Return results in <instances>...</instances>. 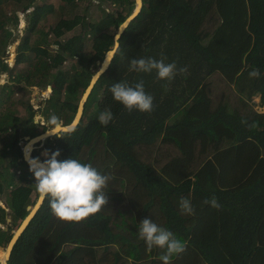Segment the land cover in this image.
<instances>
[{
	"label": "trees",
	"instance_id": "16d2710c",
	"mask_svg": "<svg viewBox=\"0 0 264 264\" xmlns=\"http://www.w3.org/2000/svg\"><path fill=\"white\" fill-rule=\"evenodd\" d=\"M20 1L0 0V7L15 10ZM83 1L60 0L59 7L73 11ZM99 1L116 8L104 11L91 30L93 40L85 52L82 33L62 37L78 25L85 26L82 14L62 17L42 32L37 25L48 12L34 5L27 12V32L15 50V62H27V68L16 72L1 56L10 36L7 19L16 24L17 12L11 17L0 13V71H9L16 81L4 84L0 91V199L4 203L0 205V248H6L27 207L40 195L27 162L21 159L19 142L25 135L32 138L47 130L46 124L34 121V110L22 122L15 116L8 107L13 88H21L20 83L25 89L63 85L65 101L61 103L60 92L53 89L46 100L51 107L47 112L59 120L67 110L62 125L72 122L78 99L94 73L90 67L113 49L118 28L135 4V0ZM33 2L28 0L22 10ZM141 2L139 12L119 35L107 69L91 88L75 131H60L41 145L49 157L59 151V160L91 163L108 175L104 189L108 204L94 216L69 225L56 220L43 199L13 244L6 264H163L162 250H148L138 239L143 219L167 228L185 243V250L173 255L171 264H264V112L247 103L223 104L236 85L247 97L258 94L259 105H264V0ZM51 32L54 54L47 47ZM32 33L39 36L33 44ZM161 56L177 65L170 83L157 81L155 73L128 71L133 58ZM65 59L71 61L68 71L52 70ZM253 70H259L258 78L249 76ZM141 80L153 97V110L129 114L109 89L120 81L135 85ZM106 109L114 119L103 126L98 117ZM37 151L33 150L32 159L38 158ZM212 197L218 208L204 203ZM182 198L191 201L194 214L181 212Z\"/></svg>",
	"mask_w": 264,
	"mask_h": 264
},
{
	"label": "clouds",
	"instance_id": "9594fccd",
	"mask_svg": "<svg viewBox=\"0 0 264 264\" xmlns=\"http://www.w3.org/2000/svg\"><path fill=\"white\" fill-rule=\"evenodd\" d=\"M167 57L133 58L129 61L128 71L152 74L155 73L157 81L171 82L177 74L175 62L166 63ZM187 69H180L181 72ZM259 70L249 73L250 77L258 78ZM167 85H165L166 87ZM113 100L123 105L131 114L134 110L141 113L153 110V97L147 94L144 81L129 85L127 82L113 83L109 89ZM99 123L107 126L113 119V113L106 109L101 112ZM50 124L57 127L61 122L56 116H52ZM65 132L75 131V127H66ZM41 162L38 158L31 159L29 171L35 178L34 187L40 193L42 199L49 204L50 214L59 222L79 223L94 216L108 204V196L104 189L107 188L110 177L101 174L91 163L69 158L59 160L60 152L56 151ZM205 204H211L218 208L219 204L215 197L205 200ZM180 210L183 214H194L191 201L186 198L180 200ZM138 239L145 242L148 250L158 248L163 254L159 259L163 264H171V258L175 254L185 250V243L177 239L167 228L160 226L150 219H143L138 225Z\"/></svg>",
	"mask_w": 264,
	"mask_h": 264
},
{
	"label": "rangeland",
	"instance_id": "374dc122",
	"mask_svg": "<svg viewBox=\"0 0 264 264\" xmlns=\"http://www.w3.org/2000/svg\"><path fill=\"white\" fill-rule=\"evenodd\" d=\"M27 1L28 0H21L19 4L15 5V10H12L10 8H5L4 6L0 7L1 8L0 13H2L3 15H9L11 17L13 15V12L16 11L17 16H18V20L16 24H14V22H12L11 20L7 19L6 28H8V30L10 31V36L7 42V46L4 47V51L1 56L6 59L8 67L12 68L14 72L19 71V70H24L25 68H27V64H28L27 62H22L19 64L15 62V54H16L15 50H16L17 45L19 44V42L21 41V39L27 32L26 28H28V23H29L27 21V12L30 11L34 5L36 4L42 5L45 11L48 12L46 17L41 19L40 24L37 25V29H40L42 32L48 30V26L49 27L54 26L59 21V19H61L62 17L71 18V16H73L74 13L82 14L85 17L84 19V21L86 22L85 26L78 25L72 30V32L65 33L62 37H70L71 34L82 33V35H84V38L81 41V49L84 50V52L89 48L93 40V38H91L92 37L91 30L95 28L99 20L103 17L104 11L111 12L115 10L114 8H116V6L113 5L112 3H106V2L100 3L99 0H84L81 3V5L73 9V11H70L69 6L68 7L66 6L64 9L63 8L60 9L59 7L60 0H34L32 5L27 10H22L23 6L27 3ZM135 6L136 4H134V9H135ZM32 35L33 36L30 39L31 44H33L34 41L37 39V37H39L38 33H32ZM53 38L54 37H53L52 32L48 33L47 41L49 42V45L47 47L50 49L49 54H54V52H56V47L54 46V44L51 43L53 41ZM28 54L29 56L33 55V53H28ZM70 62L71 61L69 59H65L59 64L57 68H54L52 70L57 71V69L59 68L63 72L68 71ZM99 65L100 63L99 64L96 63V67H94L93 65L90 67V70L94 72L93 74H95V72L99 70ZM14 72H12V74H15ZM10 77H11V74L9 71H2V72L0 71V91L4 84H12V83L16 84L15 83L16 81L11 79ZM20 85H21V88H13L14 91L12 92V97L8 101L9 103L8 107L11 108V110H13L15 116L18 119H20L21 122L25 119L26 115L31 112V110H34L33 116H32L34 121L35 122L39 121L43 124H46L47 130L52 129L55 125L50 124L51 117L49 116L48 113L50 112L49 110L51 107L48 106V103L46 100L48 99L50 92L53 89H55L56 91L58 90L61 94L59 96V101L61 103L64 102L65 101L64 99L66 97L65 95L66 91L63 88V85H56L54 83H50L48 84L50 85V88H51L50 91L47 90L48 85L47 87L38 86L36 88L28 87L27 89L24 88L23 83H20ZM81 97H79L78 99L79 100L77 102L78 105L81 100ZM53 107H56L57 109H59L58 108L59 105L57 106V104H55ZM77 110H78V107H77ZM64 112L61 114L60 119H59V121L61 122L60 125H62L63 122L67 120V117H68L67 110H65ZM262 112H264V108ZM28 137H31V136L25 135L23 137L24 139L20 141V142H23L24 153H25L26 143L29 142L27 140ZM44 140L38 141L37 143H39V145H35L37 144L35 142L32 146V150L30 154L32 156L33 150L37 149L38 150L36 152L37 157L41 162H43L46 159L45 154H48V151L41 146ZM0 147H1V143H0ZM0 205H4L1 199H0ZM4 249L5 247L0 248V263H3V261H5V257L3 253Z\"/></svg>",
	"mask_w": 264,
	"mask_h": 264
},
{
	"label": "water",
	"instance_id": "95a60500",
	"mask_svg": "<svg viewBox=\"0 0 264 264\" xmlns=\"http://www.w3.org/2000/svg\"><path fill=\"white\" fill-rule=\"evenodd\" d=\"M135 2H136V0H135ZM136 3H137V2H136ZM136 3H135V4H136ZM139 3H140V8H141V4H142L141 0L139 1ZM135 8H136V6H135ZM140 8L138 9L137 12H134V11H135V9H134L133 12L131 13V15H130L129 17H127V18L125 19V21L119 26L118 31H117V33H116V35H115V44H114L113 49H111V50H109V51H107V52L105 53V56H104V58H103V60H102L101 62H99V61L96 62L97 64L100 63V65H99V70H98L97 72H95V74L92 75L91 80H90V83H89L88 87L86 88L85 92L83 93V95L86 94V97H85V99H84V101H83V103H82V105H81L80 116H79V119L76 121V123H75L74 125H72V124H73V121H74V119H75V118H74V119L72 120L71 123H69V124H67V125H60L58 130H55V131L51 132L52 129H54V128L56 127V126H54L52 129L46 130L45 132L41 133L40 135L34 136V137H32V138L28 137V138H27L28 141H30V140H32V139H36V140L34 141V143H35V142L37 143L38 141H42V140H44L45 138H47V137H49V136H51V135H53V134L59 133L60 131H64V129H65L66 127H71V126H74V127H75V126L77 125V123H78L79 120H80V117H81L82 111H83V105H84V102H85V100H86V98H87V96H88V94H89L91 88L93 87V85H94V83L96 82L97 78H98V77H99V76H100V75H101V74L107 69V67H108V65H109V63H110V60H111V58H112L113 55H114V52H115V50H116V48H117V46H118L117 39L119 38V35H120L121 32L123 31V29L128 25V23L130 22V20H131V19H132V18H133L138 12H139ZM126 21H127V22H126ZM125 22H126V23H125ZM124 23H125V25L123 26V28H122L121 30H119L120 27H121ZM110 52H111L110 59L108 60V63H107V65H106V67L103 68L102 71H100L101 68H102V66H103V62L105 61L107 55H108ZM96 75H97V76H96ZM94 76H96L95 79H94ZM47 88H48V89H47L48 91L51 90L50 85H48ZM83 95H82V97H83ZM82 97H81V99H82ZM80 104H81V100H80V102H79L77 112L79 111ZM76 115H77V113H76ZM76 115H75V117H76ZM46 133H48V134H46ZM42 135H44V136L41 137ZM34 143H33V144H34ZM22 144H23V142H19V145L22 146V158H21V159L25 160V161L27 162L28 166H29L28 160L26 159L25 154H24V149H23V145H22ZM31 157H32V156H31ZM32 158H34V157H32ZM40 196H41V195H39V197H38L36 203H35L33 206H28V207H27L28 210H29L28 213H27V215L24 217V219H23V221L21 222L20 226H19V227L13 232L12 237H11L9 243L7 244L6 248L4 249V250H8V256H7L6 260H5V264L7 263V260H8V258H9V255H10V252H11V249H12L13 244L15 243V241L17 240V238L19 237V235L21 234V232L23 231V229L25 228V226L27 225V223L30 221V219L32 218V216L35 214V212L37 211V209L39 208V206L41 205L43 199H41L40 202L38 203ZM10 220H11V218L7 216V217H6V222H10ZM23 223H24V225H23ZM22 225H23V226H22Z\"/></svg>",
	"mask_w": 264,
	"mask_h": 264
},
{
	"label": "crops",
	"instance_id": "0c3cea01",
	"mask_svg": "<svg viewBox=\"0 0 264 264\" xmlns=\"http://www.w3.org/2000/svg\"><path fill=\"white\" fill-rule=\"evenodd\" d=\"M232 86H233L232 88L234 89V93L230 97V100L224 101V103H223L224 105L228 104V106L230 107L232 105V102H235L238 105L241 104L240 106L242 107L243 103H247L248 106H250L253 109H256L257 112L263 113L262 111H263L264 105H259V95L258 94H255V95L253 94V95L247 97V94L243 93V91H239L240 89L238 87H236V85H232ZM247 104H245V105L247 106ZM230 132H231V135L232 134L235 135V133H233L231 130H230Z\"/></svg>",
	"mask_w": 264,
	"mask_h": 264
},
{
	"label": "bare ground",
	"instance_id": "6f19581e",
	"mask_svg": "<svg viewBox=\"0 0 264 264\" xmlns=\"http://www.w3.org/2000/svg\"><path fill=\"white\" fill-rule=\"evenodd\" d=\"M139 1H140V0H136L137 3H136V8H135V11H134V12H137L138 9L140 8V3H139ZM126 22H127V21H126ZM126 22H125V23H126ZM125 23L120 27L119 30H121V29L123 28V26L125 25ZM110 55H111V52L107 55L105 61L103 62V65H104V66H102L103 68L106 67V65H107V63H108V60L110 59ZM103 68H101L100 71H102ZM96 76H97V75H96ZM96 76H94V79H95ZM85 97H86V94H84L83 97H82V99H81V104H80V107H79V111L77 112V115H76V117H75V119H74L72 125H74V124L76 123V121L79 119L80 112H81V105H82V103H83ZM58 129H59V127L56 126L54 129H52L51 132H53V131H55V130H58ZM46 134H48V133H46ZM43 136H44V135H42L41 137H43ZM35 140H36V139H32V140H30L28 143H26V146H25V153H24V154H25V157H26V159H27L28 161L32 159V157H31L30 154H31L32 146H33V143H34ZM41 199H42V198H41V196H40L38 203L40 202ZM23 225H24V223H23ZM23 225H22V226H23ZM3 253H4L5 260H6V258H7V256H8V250H4ZM0 264H5V261H3V263H0Z\"/></svg>",
	"mask_w": 264,
	"mask_h": 264
}]
</instances>
